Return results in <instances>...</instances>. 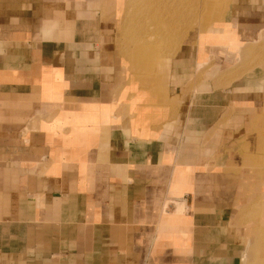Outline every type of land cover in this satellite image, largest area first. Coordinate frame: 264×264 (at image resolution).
Returning a JSON list of instances; mask_svg holds the SVG:
<instances>
[{"label": "crops", "instance_id": "crops-1", "mask_svg": "<svg viewBox=\"0 0 264 264\" xmlns=\"http://www.w3.org/2000/svg\"><path fill=\"white\" fill-rule=\"evenodd\" d=\"M118 1L0 0V264H264V0L208 27L240 57L185 34L165 92L121 63Z\"/></svg>", "mask_w": 264, "mask_h": 264}, {"label": "bare ground", "instance_id": "bare-ground-1", "mask_svg": "<svg viewBox=\"0 0 264 264\" xmlns=\"http://www.w3.org/2000/svg\"><path fill=\"white\" fill-rule=\"evenodd\" d=\"M166 1L167 0H162V2L160 3V6L157 5L158 3H156V0H150L148 2L149 6L153 7V12L149 15V18L151 19V23L153 24L154 29L152 27V30H148L146 31V33L144 32L145 35L137 36L134 38V40H132V43L129 42L131 44V47L130 49L127 50L125 59H128L129 61L128 65H129V69L131 70L129 71L131 72L132 78L136 80V83H138L139 88L141 87L140 88L141 92L148 91L147 89L149 87L151 89H155L156 91H160V92L167 91L166 90L167 88H164L163 82H162L166 68L163 66L162 62L160 61L161 58L165 56V54L163 55L162 50H161L162 48L161 49L159 48V43L169 42L170 44H174V41H176L180 37H181L180 39H182L185 36V34L183 33L184 35H182V32H181L182 20H183V15H184L182 13L181 6L179 5V3L176 2L175 5L169 7ZM207 3L208 4L205 5L204 10H203L204 14L201 17L195 16L196 24L192 26L190 24L189 26V29L196 26L199 28V30H203L204 31L203 34H205V36L207 35L206 33L209 32L208 27L211 26L214 22L222 18V15L224 14V11L226 8L227 0H214V1L207 0ZM130 30H131V27H130ZM132 34H128V35L131 36ZM118 50L122 51V47H119ZM165 51H168L169 54L171 55L172 53H174V48L172 46H169V48H167ZM241 55H242V50H241ZM160 81L161 83L159 84ZM161 86H163V90L161 89ZM151 102H154L153 99H151ZM146 106L148 107L147 108L148 112L146 113L145 118H144L145 124H147L148 128L152 129L151 134L155 135L160 128L161 120H163V113H162L163 110H162V107L160 106L156 107L154 103H147ZM153 109H155L156 111L152 112ZM158 110H160V112ZM126 123L127 124L125 125V127L135 128L134 124H131L130 120L129 121L127 120ZM246 144L248 143L246 142ZM247 147L248 146H246V148ZM238 150L240 151L239 148ZM177 206H179V204H177ZM172 212H175V211H172Z\"/></svg>", "mask_w": 264, "mask_h": 264}, {"label": "rangeland", "instance_id": "rangeland-1", "mask_svg": "<svg viewBox=\"0 0 264 264\" xmlns=\"http://www.w3.org/2000/svg\"><path fill=\"white\" fill-rule=\"evenodd\" d=\"M149 1L150 0H119L117 2L116 6L112 7L113 8L112 21L114 22L113 23L114 24V34L113 35H115V40H116V43H114V47L115 46L122 47L121 52L123 54L120 55V59H121V63H123L124 66H126V67H127V64H129V61H128V59L125 60V58H126L127 50L130 49V47H131L130 43H132V40H134V38L137 36L145 35L146 31L152 30V27L154 29V26L151 23V19L149 18V15L153 12V7H150L148 4ZM211 1H214V0H211ZM161 2H162V0H156V3H158L157 4L158 6H160ZM166 2L168 3L169 7L175 5L176 2L179 3V5L181 6L182 13L184 14L183 20H182V26H181L182 35L187 34V33H188L187 35H190V36H191V34L193 35V33H194L193 31L196 29L195 28L196 26L191 28V29H189V26H190V24H191V26L196 24L195 16L201 17L204 14L203 10H204L205 5L208 4L207 0H167ZM127 6H129V7H127ZM193 9H195V10H193ZM125 10H126V12H125ZM122 25H124V26H122ZM130 27H131V30H130ZM186 28H187V30H186ZM132 31H134V32H132ZM128 34H132V35L129 36ZM206 34H207L206 36L204 34V36L206 37L204 39H207V40L212 39L214 41H217L218 44H220L222 47H224V48L229 47V49L232 52L237 53V57L241 56V48H242L241 45H239V46L233 45L232 40H229L226 35L212 34L210 32H208ZM180 38L177 39L175 41L176 43H174V44H170L169 42L168 43H165V42L159 43V48L160 49L162 48L161 49L162 53H163V55L165 54V56H163L160 60L165 68L167 67V63H168L167 57H170L171 55H173L175 53L176 50H178L180 45L177 42H179ZM123 39H125V40H123ZM118 40H119V42H118ZM169 46H172L174 48V53H172L171 55L169 54L168 51H165L167 48H169ZM160 83H161V81L159 82V84ZM161 89L163 90V86H161ZM126 124L127 123L125 122V125ZM142 125H145L147 127V124H145V119L142 120ZM132 131L134 133H136L135 128H132ZM180 208H181L180 205L177 206V208H176L177 211H179Z\"/></svg>", "mask_w": 264, "mask_h": 264}]
</instances>
